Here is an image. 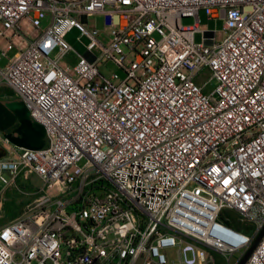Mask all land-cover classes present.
<instances>
[{
  "label": "built area",
  "instance_id": "obj_1",
  "mask_svg": "<svg viewBox=\"0 0 264 264\" xmlns=\"http://www.w3.org/2000/svg\"><path fill=\"white\" fill-rule=\"evenodd\" d=\"M95 15L108 33L87 26ZM13 49L0 86L48 145L1 135L0 204L26 194L20 176L43 187L0 225V264L240 261L264 227V0H0L1 56ZM245 264H264V235Z\"/></svg>",
  "mask_w": 264,
  "mask_h": 264
},
{
  "label": "rangeland",
  "instance_id": "obj_2",
  "mask_svg": "<svg viewBox=\"0 0 264 264\" xmlns=\"http://www.w3.org/2000/svg\"><path fill=\"white\" fill-rule=\"evenodd\" d=\"M194 24V18H182L181 25L184 27L192 26ZM46 25V22L42 23V27ZM87 26L89 28H96L100 32L108 33L109 29L104 27L103 17L101 15L91 16L87 19ZM223 21L222 20H211L208 19L205 12L203 10L199 11V30L203 31H214L216 41H221L223 39V31H222ZM201 34L195 33L194 42H201ZM65 41L70 45V47L74 50V52L79 55H83L85 52V44L87 43V39L83 36H80V33L73 29L66 36ZM99 41L102 44H106L108 42V38L103 34L100 36ZM21 48V46H19ZM17 49H13L8 51L5 56H1L0 52V68H3L9 59H12L16 54ZM94 53L98 56L99 51L94 50ZM111 73H116L121 79L124 78L122 72L113 64L108 62L105 65L103 74L105 76H109ZM204 79H207L205 77ZM0 102L5 106H10L12 104L22 103L20 99L16 96L15 92L6 85L0 86ZM4 136V133H0ZM1 141V139H0ZM18 150V149H17ZM3 153L5 155V151L0 143V155ZM2 155V156H3ZM84 161L80 163L82 165ZM6 177H9L6 174ZM19 188L26 191V194H22L16 189L7 190L2 197V201L0 204V225L7 223L8 221L17 218L23 211L24 207L28 202L33 198V193L43 187L42 181L36 175H30L28 178H23V176L19 177ZM224 215L229 217L233 224L236 226L240 223L238 222L237 216L232 212H224ZM239 257V254H235L231 258V263L233 264L235 260ZM218 264H224L221 258H217Z\"/></svg>",
  "mask_w": 264,
  "mask_h": 264
},
{
  "label": "water",
  "instance_id": "obj_3",
  "mask_svg": "<svg viewBox=\"0 0 264 264\" xmlns=\"http://www.w3.org/2000/svg\"><path fill=\"white\" fill-rule=\"evenodd\" d=\"M16 124H18L17 128L7 132ZM0 133H4L3 137L17 148L44 150L48 145V138L43 126L31 117L23 103L5 106L0 102ZM2 155L3 153L0 157ZM263 235L264 227L237 264L246 263Z\"/></svg>",
  "mask_w": 264,
  "mask_h": 264
},
{
  "label": "flooded vegetation",
  "instance_id": "obj_4",
  "mask_svg": "<svg viewBox=\"0 0 264 264\" xmlns=\"http://www.w3.org/2000/svg\"><path fill=\"white\" fill-rule=\"evenodd\" d=\"M17 126H18V124L12 126L7 132H10V131L14 130L15 128H17Z\"/></svg>",
  "mask_w": 264,
  "mask_h": 264
}]
</instances>
